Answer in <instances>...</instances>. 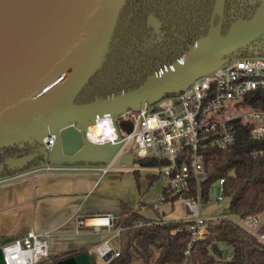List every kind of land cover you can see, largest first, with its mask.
I'll return each mask as SVG.
<instances>
[{"label":"water","instance_id":"obj_1","mask_svg":"<svg viewBox=\"0 0 264 264\" xmlns=\"http://www.w3.org/2000/svg\"><path fill=\"white\" fill-rule=\"evenodd\" d=\"M123 3L124 0H0V149L37 142L44 159L42 167L75 161L104 163L118 145H95L85 140V126L95 116L108 113L116 117L124 110L149 105L165 94L179 93L190 81L236 57L237 50L264 36V0L250 18L235 19L225 33L221 31L224 0H215L206 33L171 65L133 88L74 103L77 93L102 64ZM216 15L220 21L214 24ZM148 23H154L157 30L152 16ZM49 132H57L50 152L41 144ZM57 143L59 149L53 151ZM92 151L96 154L90 155ZM101 152L104 154L99 155ZM28 159V155L8 157L0 163V173L4 165L10 169L22 167ZM119 162L131 164L132 153L123 152ZM215 193L213 187L210 196ZM213 247L219 249L216 243ZM56 264L92 262L89 253L81 251Z\"/></svg>","mask_w":264,"mask_h":264},{"label":"trees","instance_id":"obj_2","mask_svg":"<svg viewBox=\"0 0 264 264\" xmlns=\"http://www.w3.org/2000/svg\"><path fill=\"white\" fill-rule=\"evenodd\" d=\"M213 0H124L100 67L74 98L86 103L133 88L149 75L171 65L208 28ZM159 21V30L146 22L148 15ZM233 56V55H231ZM236 57L250 56L245 49ZM174 95L173 93L164 96ZM243 102L264 109V92L248 93ZM234 142L225 147L208 146L203 150V179L191 181L186 197L211 199V190L223 178V197L229 209L240 219L264 212V139L251 135L249 125L233 121ZM28 155L22 167L4 165L0 179L41 167L44 159L37 142H24L0 149V163L8 157ZM141 164H152L151 158H137ZM99 162H62L59 166H95ZM162 201L173 204L179 197L169 196L163 187ZM189 219L157 222L121 204L113 227L118 228V255L103 264H183L189 240ZM264 232V222L254 232L229 218L209 219L207 234L190 248L187 264H264V244L256 234ZM5 236L0 235V244ZM13 238H7L10 241ZM219 247L224 244L227 256ZM228 249L230 251L228 252Z\"/></svg>","mask_w":264,"mask_h":264},{"label":"built area","instance_id":"obj_3","mask_svg":"<svg viewBox=\"0 0 264 264\" xmlns=\"http://www.w3.org/2000/svg\"><path fill=\"white\" fill-rule=\"evenodd\" d=\"M258 90L264 92V56L234 57L196 77L179 93L163 96L138 109L124 110L116 117L108 113L97 115L85 126L83 136L88 143L118 145L115 156L131 152L133 158H151L157 174L165 181L169 196L177 195L182 199L190 220L183 264L188 263L191 245L207 234L210 219L199 215V193L185 196L191 181L198 184L203 179V150L208 146L232 144L235 139L233 121L237 119L249 125L253 137L264 139V109L243 102L248 93ZM77 129L81 131L80 127ZM56 136L57 132H49L42 137L41 144L46 151L50 152ZM108 168L109 165L99 167L102 173ZM214 187L215 196L210 197L221 201L224 198L223 178L218 179ZM78 223L96 230L112 227L108 214L86 216ZM236 223L249 232H254L260 224L256 215ZM114 229L118 234L119 229ZM49 235V231L29 229L3 243L0 246L3 263L39 264L49 255ZM256 237L264 244V232L257 233ZM95 250L103 260L118 255L107 241L97 244Z\"/></svg>","mask_w":264,"mask_h":264},{"label":"crops","instance_id":"obj_4","mask_svg":"<svg viewBox=\"0 0 264 264\" xmlns=\"http://www.w3.org/2000/svg\"><path fill=\"white\" fill-rule=\"evenodd\" d=\"M132 163L122 164L119 156L111 154L106 162L95 166H41L1 178L0 235L6 239L0 246L7 238L19 237L29 229L49 231V255L39 264H56L81 251L89 253L92 264H103L105 260L94 258L95 247L107 241L117 248L113 225L121 204L152 220L187 219L182 202L161 200L165 181L152 170L153 165L139 163L136 168ZM105 165L109 168L102 173L99 167ZM94 214L111 216L112 227L96 230L78 223L80 218ZM256 216L260 223L264 222V212ZM0 264H4L1 249Z\"/></svg>","mask_w":264,"mask_h":264},{"label":"flooded vegetation","instance_id":"obj_5","mask_svg":"<svg viewBox=\"0 0 264 264\" xmlns=\"http://www.w3.org/2000/svg\"><path fill=\"white\" fill-rule=\"evenodd\" d=\"M214 1L212 2V9H211V14L208 19V27L210 20L212 18V11H213V6H214ZM262 0H224V5H223V16L221 18V31L222 33H225L227 27L232 23L235 19L238 18H244L248 19L250 18L255 10L258 8V6L261 4ZM152 16L155 23L157 24V30L155 29L154 23H148L149 17ZM220 21V18L216 15L213 18L214 24L218 23ZM147 24L151 26L155 32H158L159 30V21L158 19L153 16V15H148ZM208 29V28H207ZM245 51L250 55V56H264V36H259L256 38L254 41L249 43L247 46L244 48ZM239 49L236 51L235 54L239 53Z\"/></svg>","mask_w":264,"mask_h":264},{"label":"rangeland","instance_id":"obj_6","mask_svg":"<svg viewBox=\"0 0 264 264\" xmlns=\"http://www.w3.org/2000/svg\"><path fill=\"white\" fill-rule=\"evenodd\" d=\"M36 136H40V134H36ZM59 149V144L57 143L54 148V150H58ZM137 158H134L133 161V165L136 168H139L138 165H140L137 161ZM132 165V166H133ZM152 170L157 171L158 169L153 166ZM179 202H183L182 199L178 200ZM197 204H198V211H199V215L206 217V218H210V219H215V218H229L233 221H241V219L238 217V215H236L235 213H233L229 207H228V198H223L221 201H217L213 198L209 199V200H202V199H198L197 200ZM244 223L246 224V222L244 221ZM220 250L222 249L223 251V257L227 256L226 253V247L224 246V244H220L219 245ZM94 258H96L97 260H101L102 258H100L97 254H94ZM95 264V263H94Z\"/></svg>","mask_w":264,"mask_h":264}]
</instances>
